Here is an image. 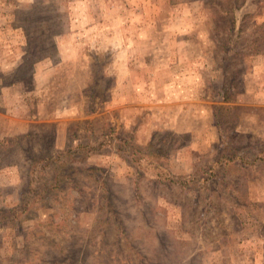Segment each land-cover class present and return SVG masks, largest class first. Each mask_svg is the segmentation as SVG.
<instances>
[{"label": "rangeland", "instance_id": "rangeland-1", "mask_svg": "<svg viewBox=\"0 0 264 264\" xmlns=\"http://www.w3.org/2000/svg\"><path fill=\"white\" fill-rule=\"evenodd\" d=\"M262 151L264 0H0V264H264Z\"/></svg>", "mask_w": 264, "mask_h": 264}, {"label": "trees", "instance_id": "trees-1", "mask_svg": "<svg viewBox=\"0 0 264 264\" xmlns=\"http://www.w3.org/2000/svg\"><path fill=\"white\" fill-rule=\"evenodd\" d=\"M236 29V21H235V19L232 21V24H231V30L232 31H234ZM244 30V28L242 27V28H240L239 29V35L241 34V31H243ZM254 46L252 47V48H254V50H253V52L254 53H259L260 52V50L261 49H258L257 47H255V46H258V44H257V42L256 41H254ZM255 48H257V49H255ZM259 155L258 156H255L254 158H252V159H250L251 161H250V163L252 162V163H257L259 160L260 161H262V160H264V151H262L261 153H258ZM223 156V160H225L224 161V164H227V166H229V165H231L235 160H236V158L238 157V153L236 152L235 154H233L231 157H224L225 156V154H223L222 155ZM248 157V156H250V155H245V154H242V158H245V157ZM251 157V156H250ZM241 158V157H240ZM223 160H221L220 162L221 163H223Z\"/></svg>", "mask_w": 264, "mask_h": 264}]
</instances>
